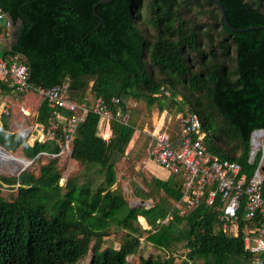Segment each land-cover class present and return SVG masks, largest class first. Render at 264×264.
Segmentation results:
<instances>
[{
	"label": "trees",
	"instance_id": "1",
	"mask_svg": "<svg viewBox=\"0 0 264 264\" xmlns=\"http://www.w3.org/2000/svg\"><path fill=\"white\" fill-rule=\"evenodd\" d=\"M102 1L0 0L16 27L11 49L0 55L21 58L33 85L49 89L67 83L78 103L90 91L114 114L109 141L101 136L99 116L89 113L79 126L71 157L79 170L65 185L60 157H49L37 175H0V264H74L90 247L94 253L88 264H128L142 238L168 257L150 255L140 264H174L182 251L184 264H254L244 241L257 235L261 219H245L244 201L237 231H224L219 202L202 203L179 216L183 175L141 179L145 191L134 182L137 196L152 200L149 208L132 207L115 186L118 164L129 156L136 134L123 120L132 100L158 105L166 121V100L176 108L177 120L187 106L202 121L208 152L242 165L249 177L254 174L258 162L248 159L252 132L264 129V29L231 32L214 0ZM221 2L233 28L264 27V0ZM51 119L44 100L36 122L48 127ZM28 138L11 132L3 117L0 147L5 151L22 149L36 163L46 158L43 153L60 152L56 141L31 144ZM2 186L16 192L11 200L2 196ZM139 216L150 229L143 228ZM112 235H122L119 249L100 251L103 239Z\"/></svg>",
	"mask_w": 264,
	"mask_h": 264
},
{
	"label": "built area",
	"instance_id": "2",
	"mask_svg": "<svg viewBox=\"0 0 264 264\" xmlns=\"http://www.w3.org/2000/svg\"><path fill=\"white\" fill-rule=\"evenodd\" d=\"M12 28L10 17L0 7V29L5 30L9 36L8 31ZM0 81L9 82L19 93L34 92L47 102L52 119L48 127L40 126L37 129L41 136L40 143L56 141L60 146V152L51 154L50 157H72L74 137L89 113L102 119L105 127L103 138L109 141L112 137L110 132L114 114L104 99L97 98L94 107H90L87 99L78 103L70 98L67 83L49 89L35 86L30 82V69L24 62L15 60L10 63L3 57H0ZM162 90L166 97L171 95L169 91ZM113 103L118 104L119 100L115 99ZM21 111L27 113L24 108ZM8 113L6 110V114ZM128 119L126 116L123 120L128 122ZM178 119L182 128L180 141L175 143L163 129L155 128L151 133L152 139L148 149L149 157L158 166L169 174L184 177L182 198L176 204L177 213L184 217L188 210L202 203L213 207L219 202L217 211L222 229L236 232V221L244 201L245 219L252 221L257 216L261 219L257 235L247 236L244 245L255 256L254 264H264V129L254 130L251 135L248 163L258 162V166L249 177L242 165L208 152L203 141L202 121L197 114L187 111L179 115ZM58 132H61L60 138ZM169 219H172V216L166 218L163 223Z\"/></svg>",
	"mask_w": 264,
	"mask_h": 264
},
{
	"label": "rangeland",
	"instance_id": "3",
	"mask_svg": "<svg viewBox=\"0 0 264 264\" xmlns=\"http://www.w3.org/2000/svg\"><path fill=\"white\" fill-rule=\"evenodd\" d=\"M148 3V0H144V4L146 5ZM194 8V7H193ZM196 11L192 10V15L194 16ZM217 13V12H216ZM214 13V14H216ZM198 19H202L203 21H206L209 19H207V17H199ZM201 23H203L202 21H199ZM16 29V27H15ZM30 95H35L36 97H38V99H41L39 95H37L36 93H30ZM20 96V95H19ZM22 96V95H21ZM93 94L89 91L86 95V97L88 99H90V97H92ZM90 104V102H89ZM26 105L27 106H34V98L29 99L26 101ZM165 105H166V109L168 108V111L170 113V117L167 119V121H165L162 118V114H159L161 111H159V106L158 105H154L152 107L147 106L145 102L143 101H130L129 105H128V113H127V117H129L128 119V123L130 125H133L136 129V134L134 136V140H132L131 144L129 147L132 146V152L130 151L131 154H129L130 156L138 159L139 165L136 166H132L131 163L129 161H123L119 164L118 166V176L122 177V180H124V186H123V190H124V194L126 196V198L128 199V201L130 202L131 206H135L138 207L140 206V201L133 196L132 194V187L130 184H127V176L129 173L133 174V173H141L145 179V181H150L152 178H159V177H165L167 176L169 173L166 172L163 168H161L160 166H158L150 157L148 154V145H150V141H151V136L150 134L154 132L155 128L158 127V123L160 122V124L163 126L166 134H175L177 132H179V129L181 128V121L178 119H176L175 115H176V108L175 107H171L170 102L169 101H165ZM30 107V108H31ZM170 108V109H169ZM31 111L34 112V109L31 108ZM188 109L183 110V112H187ZM125 116V117H126ZM10 118V116H8ZM30 119V118H29ZM171 119V120H170ZM30 124V122H29ZM28 132H34V137H29V142L31 144H33L36 140H40L41 136L40 133L38 131V129H36L35 131L30 130V128H27ZM16 132V131H15ZM24 133H27L25 130H23ZM19 134V132H16ZM168 137H170L168 135ZM171 138V137H170ZM129 147L127 149V152L129 150ZM48 154V153H47ZM51 154L45 155L44 159H41V162H32L27 160L24 157L23 151L22 149L18 150L16 153H11L7 159L1 160L0 159V175L2 176H6V177H18L19 174L25 172H32L35 173L36 175L38 174V171L40 169L41 164L46 163L47 159L50 157ZM14 160V161H11ZM59 167L62 173V179L60 181L61 185H65L67 179L71 178L72 176H74L78 170H79V166L73 161L72 158H67V157H62L59 158ZM159 173H164L162 175H160ZM165 175V176H164ZM136 181H138V178L136 177ZM120 182V187L121 186ZM130 183V181H129ZM137 185L140 186L141 189H143L144 191L146 190V186L145 183L140 180V183L135 182ZM122 189V188H121ZM1 191H2V196L8 200H11L12 196L15 195L16 192L13 191V189L9 188L8 186H2L1 187ZM142 205L147 206L148 208L152 205V200L146 201L144 203H142ZM108 237H105L103 239V245L100 251H103L105 249H119V246L121 245V239H122V235L121 236H115L113 239H107ZM145 241V240H144ZM94 243V242H93ZM143 243V242H142ZM145 245V244H144ZM85 253L87 254V256L85 257L84 260H80L75 262L74 264H88L89 260L91 259L93 253H94V249H92V247H90L87 251H85ZM157 253V254H156ZM184 251L180 252V254L177 255V258L175 260L174 264H184ZM150 255H153L154 257H158L157 255L161 256L164 258V260H167L168 255H165L163 253H161L160 251L157 250H153L151 246L147 245V246H143L141 249L138 251V253L136 255H133L131 257H129L127 259L128 264H140V262L142 261V258H148Z\"/></svg>",
	"mask_w": 264,
	"mask_h": 264
},
{
	"label": "crops",
	"instance_id": "4",
	"mask_svg": "<svg viewBox=\"0 0 264 264\" xmlns=\"http://www.w3.org/2000/svg\"><path fill=\"white\" fill-rule=\"evenodd\" d=\"M0 30L2 31V35L0 36V52L8 51V50L11 49L12 43L15 41V33H16L15 26L13 25L12 30L8 31L10 33L9 36L6 35V31L5 30H3V29H0ZM0 57H2V56L0 55ZM7 60H9L10 63H13L15 60H20V61L23 62V60L21 58H19V57H10ZM0 82L4 83L7 86L5 88V90L0 88V125L2 126V119H3V117H5V118L9 119V128H10L11 132H13V133L19 132V134L18 133H16V134L21 136L20 134H22L23 130H25L27 132L26 135H28V136L24 137V138H28V137H31V136L34 137V132H31V133L28 132L26 127L30 128V130H32V131H35L38 127H40L37 124L36 121H37V116H38V109L41 106L42 101H44V100L41 97H40L41 99H38V97H36L35 95H30V93H34V92H30V93H27V94L19 93V92L15 91L10 86L9 82H6V81H0ZM32 98H34V106H32V107L31 106H27L26 105V101L29 100V99H32ZM86 99L90 102V104H89L90 107H94L96 97L92 96V97H90V99H88L86 97L85 100ZM30 107L32 109H34V112L31 111ZM186 107H183V110ZM23 108L27 112L26 114L22 113L21 110ZM6 110L9 112L8 114H6ZM182 113H184V112L182 111ZM159 114H162V118L164 119L165 111L164 112H160ZM8 116H10V118ZM29 122H30V124H29ZM157 123H158V127L157 128L164 130V128L160 124V122H157ZM104 130H105V127H103L101 129V136H102V133L104 132ZM181 131H182V128L179 129V132H177L175 134H172L173 136L170 135V134H168V135L171 137V140H173L175 143H177V142L180 141L181 133H182ZM164 132H165V130H164ZM110 133L112 135V131ZM150 136H151V134H150ZM176 136H179L178 140L176 139ZM21 137H23V136H21ZM151 139H152V137H151ZM131 148H132V146L129 147V150H128L127 154H130V151L132 152L133 148L132 149ZM148 149H149V145H148ZM148 149H147V151H148ZM123 161H129L132 166L139 165V163H140V162H138V159H136V158H134V157H132L130 155L128 157L124 158ZM74 162L77 164L76 161H74ZM119 164H118V166H119ZM159 174L162 175L164 173H159ZM126 176H127L126 178L128 179L127 180V184H130L131 187H132L133 196H135L140 201V203H141L140 205H142V203H144V201L137 196V191H136V187H134V182H137V183L139 182L140 183V180L144 179L143 175L139 172V173H133V174L129 173ZM136 177L138 178V181H136ZM168 177H169V174L167 176H165V177H159V178L162 179V180H166V179H168ZM117 179H118V182H117L115 187L119 188L120 187V182H122L121 183V186H122L121 188L123 190V186H124L123 182H125V181L122 180V177L118 176V170H117ZM129 181H130V183H129ZM123 193H124V190H123ZM124 196H125V194H124ZM132 207H135V206H132ZM141 218H143L145 220V222H141V220H140ZM138 220H139L140 224L143 226L144 229H150L151 228L148 225V223H147V221H146V219L144 217L139 216ZM114 237H115V235H112V236H109L107 239H113ZM144 240H145L144 238L141 239V242H143L142 243L143 246L149 245V246L152 247L153 250H156V248L154 246H152L151 244L147 243Z\"/></svg>",
	"mask_w": 264,
	"mask_h": 264
},
{
	"label": "water",
	"instance_id": "5",
	"mask_svg": "<svg viewBox=\"0 0 264 264\" xmlns=\"http://www.w3.org/2000/svg\"><path fill=\"white\" fill-rule=\"evenodd\" d=\"M113 1H114V0H105V1H102L101 3H106V4H108V3H112ZM214 1L216 2V4H217V6H218V8H219V10H220V12H221V14H222V16H223L224 23H225L226 27H227L231 32H233V33H238V32H244V31H251V30L264 29V27H251V28H248V29H242V30H241V29H235V28H233V27L230 25L229 21H228L227 14H226V10H225V8H224V6H223L221 0H214ZM20 135L23 136V137H27V136H28V135H26V133H22V134H20ZM1 149L3 150V152H4L5 154H7V155H10V154H11V153L5 151L2 147H1ZM0 165H1V164H0ZM18 176H20V174H19Z\"/></svg>",
	"mask_w": 264,
	"mask_h": 264
},
{
	"label": "bare ground",
	"instance_id": "6",
	"mask_svg": "<svg viewBox=\"0 0 264 264\" xmlns=\"http://www.w3.org/2000/svg\"><path fill=\"white\" fill-rule=\"evenodd\" d=\"M23 133H24V132H23ZM8 156H9V155L5 154V153L3 152V150L1 149V147H0V159L5 161V160L7 159ZM11 161H14V160L11 159ZM0 164H1V163H0Z\"/></svg>",
	"mask_w": 264,
	"mask_h": 264
}]
</instances>
